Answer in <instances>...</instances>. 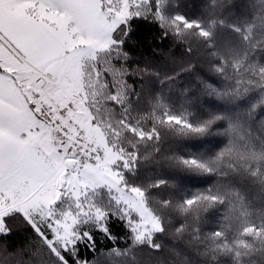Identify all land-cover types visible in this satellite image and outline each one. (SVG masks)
Instances as JSON below:
<instances>
[{"label":"snow or ice","instance_id":"snow-or-ice-1","mask_svg":"<svg viewBox=\"0 0 264 264\" xmlns=\"http://www.w3.org/2000/svg\"><path fill=\"white\" fill-rule=\"evenodd\" d=\"M165 2L0 0V264H141L143 249L165 264L161 238L168 264H192L193 255L219 264L227 237L219 228L202 232L200 220L225 203L221 189L228 194L242 173L253 174L241 150H255L254 141L264 148V38L230 25L245 48L225 55L201 21L178 15L206 39L212 60L180 62L179 72L161 76L154 65L194 51L163 14ZM186 75L207 94L203 103L229 99L230 110L172 114L158 89L179 84L187 94ZM142 104L151 107V127L138 114ZM213 129L219 138L203 157L164 149L167 133L203 137ZM139 159L199 174L141 186L128 179ZM177 180L207 187L183 196ZM166 187L175 194L164 199ZM149 196L163 203V215Z\"/></svg>","mask_w":264,"mask_h":264},{"label":"trees","instance_id":"trees-1","mask_svg":"<svg viewBox=\"0 0 264 264\" xmlns=\"http://www.w3.org/2000/svg\"><path fill=\"white\" fill-rule=\"evenodd\" d=\"M231 5L223 8L220 5ZM163 14L167 20L186 35L183 37L188 40L193 47L191 57H182L180 51L171 53L177 58L178 62H163L154 65V69L161 76L167 73L179 72L180 62H187L195 59L199 63L208 64L212 57L208 54L206 39L200 35L195 27L185 28L184 24L176 19L178 15H184L192 20L201 21L202 25L209 30L211 40L216 46V50L228 54V49H236L243 53L245 44L241 36L232 31L231 26L242 28L251 27L250 33L256 39L264 38V0H216L213 6L211 0H166ZM223 20L221 24L219 21ZM215 22V28H209V24ZM146 31L142 29V32ZM155 47L167 49L168 43L164 45L155 44ZM150 55V54H149ZM143 60V57H141ZM184 85L189 89L186 94L179 89V84L172 85L173 91L167 87L158 89L164 96L167 104L170 105V112L179 115L187 108L194 111L196 115L193 119L207 118L218 110L219 105H224V110H230L232 101L229 99H217L216 104H205L203 100L207 94H201L200 88L194 84L192 76L186 75L183 78ZM146 80L154 85V78L149 76ZM157 89H152L155 92ZM259 108V97L251 101ZM138 114L145 117L144 126L151 127V107L145 104L140 105ZM161 118L163 109L160 110ZM168 139L164 143V149L176 156L203 157L215 146L218 137L216 130L213 129L207 135L200 137L196 135L175 136L171 133L166 134ZM226 142V141H225ZM255 144V150L250 146L247 150H241L242 162L252 170L251 175L242 173L241 178L230 186L228 194L224 189L218 193L224 197L225 203H214L202 213L200 227L202 232H215L218 228L227 237L223 241L225 248L218 252L219 264H264V148L259 142ZM223 146V143L220 145ZM180 174L198 175L194 169L184 168L179 164L161 161L149 162L139 159L136 164V174L129 175L130 183L141 186L154 184L155 181L163 177H177ZM180 194L191 196L198 194L197 189L203 190L205 184H183L180 185ZM215 192V190H214ZM161 193L164 199L168 195L175 194L172 188H163ZM230 201V203H229ZM148 202L159 215H163V203H156L148 197ZM175 201L169 205V209L174 208ZM231 209V210H229ZM169 222L177 219L175 215L167 217ZM165 245L163 253L165 264L170 258L167 252L169 242L161 238L160 241ZM141 264H158L156 254L150 253L147 249L141 250ZM191 255V254H190ZM192 264H206L205 261L191 256Z\"/></svg>","mask_w":264,"mask_h":264}]
</instances>
